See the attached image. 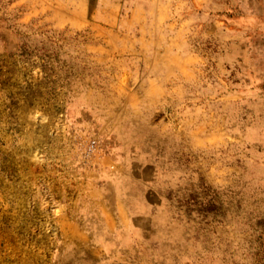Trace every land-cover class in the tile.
Listing matches in <instances>:
<instances>
[{"label": "rangeland", "instance_id": "374dc122", "mask_svg": "<svg viewBox=\"0 0 264 264\" xmlns=\"http://www.w3.org/2000/svg\"><path fill=\"white\" fill-rule=\"evenodd\" d=\"M169 2L177 70L162 97L126 102L152 54L84 27L98 0H0V264L84 247L97 264H264V0ZM132 159L161 173L159 228L61 245V200L113 192Z\"/></svg>", "mask_w": 264, "mask_h": 264}, {"label": "crops", "instance_id": "0c3cea01", "mask_svg": "<svg viewBox=\"0 0 264 264\" xmlns=\"http://www.w3.org/2000/svg\"><path fill=\"white\" fill-rule=\"evenodd\" d=\"M98 2L95 16L86 19L84 27L90 26L94 30L93 35L103 41L107 40L105 37H109V40L118 39V49L128 54H152V57H147L145 66L142 67L146 70L145 80L141 78L132 81L140 83L144 88L137 91L127 90L125 96L120 99L131 102L143 96L149 99L162 97L167 77L177 70L180 60L177 54L183 44L181 27L171 16L169 0ZM99 46L100 48H96L103 50L104 46ZM155 93L158 94L153 96ZM129 161L127 172L112 175L114 181L125 182L117 183L113 192L97 188L84 195L85 192L76 191L70 204L68 199L65 200V205L62 204L63 199L61 200V206L66 212V217H61L60 222L61 245L76 246V251H79L80 246L135 244L140 238H146L159 228L157 214L162 212L167 204L164 192L156 184L161 173L144 172L141 163H136L134 159ZM153 163L155 162L149 161L146 164ZM98 177L94 175L92 180ZM84 250L86 254L83 259L79 258L78 252L74 256L61 252L59 264L102 262L92 255V251H87L85 247Z\"/></svg>", "mask_w": 264, "mask_h": 264}, {"label": "bare ground", "instance_id": "6f19581e", "mask_svg": "<svg viewBox=\"0 0 264 264\" xmlns=\"http://www.w3.org/2000/svg\"><path fill=\"white\" fill-rule=\"evenodd\" d=\"M127 126H128V125H127ZM126 128H127V127H126ZM128 133H129V132H128ZM131 134H132V133H131ZM127 136H128V134H127ZM126 139H127V138H126ZM128 139H129V138H128ZM126 141H127V140H126ZM140 144H141V143H140ZM127 146H129V145H127ZM135 146H136V144H135ZM141 146H142V145H141ZM133 147H134V146H133ZM139 155H140V154H139ZM135 170H136V169H135ZM137 170H138V169H137ZM137 170H136V171H137ZM136 171H135V172H136ZM132 172H133V171H132ZM141 173H142V172H141ZM136 176H137V175H136ZM136 176H135V177H136ZM129 178H130V177H129ZM127 181H128V180H127ZM127 184H128V183H127ZM146 192H147V191H146ZM152 192H153V191H152ZM124 195H125V194H124ZM124 195H123V196H124ZM144 199H145V197H144ZM149 199H150V198H149ZM137 200H138V199H137ZM138 204H139V203H138ZM143 205H144V204H143ZM136 206H137V204H136ZM137 208H138V206H137ZM101 234H102V233H101Z\"/></svg>", "mask_w": 264, "mask_h": 264}]
</instances>
